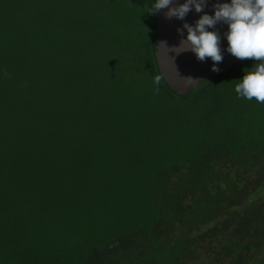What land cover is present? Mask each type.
<instances>
[{"label":"trees","instance_id":"obj_1","mask_svg":"<svg viewBox=\"0 0 264 264\" xmlns=\"http://www.w3.org/2000/svg\"><path fill=\"white\" fill-rule=\"evenodd\" d=\"M152 2L0 0V264H264L256 61L156 94Z\"/></svg>","mask_w":264,"mask_h":264},{"label":"clouds","instance_id":"obj_2","mask_svg":"<svg viewBox=\"0 0 264 264\" xmlns=\"http://www.w3.org/2000/svg\"><path fill=\"white\" fill-rule=\"evenodd\" d=\"M206 0H184L183 3L173 6V0H153L147 12L155 14L158 10L167 9V18L183 20L193 8L202 13L194 25L185 22L186 38L181 39L178 46L168 48L177 54L183 51H192L200 61L211 58L212 71H219L216 64L222 62L223 55L220 48V34L216 31L219 22L227 24L224 34L228 40L227 51L237 59H254L250 68H244L243 76L235 84L238 97L256 102H264V0H230L217 2L213 6V14L204 12ZM212 29V31H209ZM183 35L182 29H177ZM5 75H8L5 73ZM161 76L153 78L154 92L159 94ZM188 83L195 81L192 77H184Z\"/></svg>","mask_w":264,"mask_h":264},{"label":"water","instance_id":"obj_3","mask_svg":"<svg viewBox=\"0 0 264 264\" xmlns=\"http://www.w3.org/2000/svg\"><path fill=\"white\" fill-rule=\"evenodd\" d=\"M183 2L184 0H173V6ZM217 2H230V0H206L203 11L209 15L213 14V6ZM166 12L167 9L158 10L151 19L153 49L162 80L177 95L186 96L202 81L249 60L237 59L227 51L228 40L224 35L227 31V24L223 22L217 23L215 29L220 34V48L223 55L222 62L216 64L219 71H212L211 58L200 61L192 51H183L179 54L169 51L173 46H178L181 39L186 38V29H183V24L187 22L194 25L202 13L196 12L193 8L181 20L175 17L167 18ZM178 28L182 29L183 35L177 31ZM161 42H164L169 49L161 45ZM184 77H192L195 81L188 83Z\"/></svg>","mask_w":264,"mask_h":264}]
</instances>
